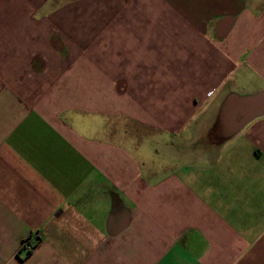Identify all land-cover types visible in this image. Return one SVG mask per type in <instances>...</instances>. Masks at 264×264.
Returning a JSON list of instances; mask_svg holds the SVG:
<instances>
[{
    "label": "crops",
    "instance_id": "0c3cea01",
    "mask_svg": "<svg viewBox=\"0 0 264 264\" xmlns=\"http://www.w3.org/2000/svg\"><path fill=\"white\" fill-rule=\"evenodd\" d=\"M0 264H264V0H0Z\"/></svg>",
    "mask_w": 264,
    "mask_h": 264
},
{
    "label": "built area",
    "instance_id": "2783aa9c",
    "mask_svg": "<svg viewBox=\"0 0 264 264\" xmlns=\"http://www.w3.org/2000/svg\"><path fill=\"white\" fill-rule=\"evenodd\" d=\"M31 248H32V244L31 243H29L26 240L22 241V243H21V249L22 250L29 251Z\"/></svg>",
    "mask_w": 264,
    "mask_h": 264
}]
</instances>
